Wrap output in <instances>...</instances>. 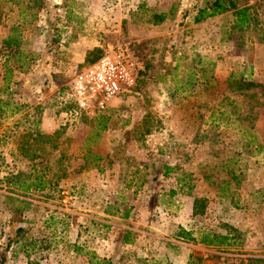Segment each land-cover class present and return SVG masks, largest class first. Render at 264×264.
Instances as JSON below:
<instances>
[{
	"label": "rangeland",
	"instance_id": "rangeland-1",
	"mask_svg": "<svg viewBox=\"0 0 264 264\" xmlns=\"http://www.w3.org/2000/svg\"><path fill=\"white\" fill-rule=\"evenodd\" d=\"M205 1L0 0V264H264V0L242 31ZM123 45L141 69L100 131L70 85Z\"/></svg>",
	"mask_w": 264,
	"mask_h": 264
},
{
	"label": "built area",
	"instance_id": "built-area-1",
	"mask_svg": "<svg viewBox=\"0 0 264 264\" xmlns=\"http://www.w3.org/2000/svg\"><path fill=\"white\" fill-rule=\"evenodd\" d=\"M141 62L126 46H117L82 69L70 85L75 117L104 113L114 99L132 92Z\"/></svg>",
	"mask_w": 264,
	"mask_h": 264
},
{
	"label": "trees",
	"instance_id": "trees-1",
	"mask_svg": "<svg viewBox=\"0 0 264 264\" xmlns=\"http://www.w3.org/2000/svg\"><path fill=\"white\" fill-rule=\"evenodd\" d=\"M172 9L170 10V12ZM172 14V12H171ZM229 14L232 17V28L235 29L236 31H242L247 29L253 22V18L250 12V8L244 7L242 5H239L238 0H206L203 5L197 8L196 14L193 18L195 23H199L202 21H205L209 18L221 16ZM153 25H159L162 22H164L167 18V14H154L153 15ZM19 28L12 27L9 30V34L5 39L2 40V46L11 50H14L18 48L21 44L20 41V32L18 30ZM98 52V51H97ZM96 52V53H97ZM102 55L99 53L96 54L95 57L92 59H87V62L92 64L95 61H97ZM89 64V65H90ZM250 86H257V85H249L244 88H249ZM99 126V130H105L107 128V122L110 120V117L107 114H102L98 113L96 114V117L93 119ZM96 131L95 135L99 136L100 131ZM94 133V132H93ZM95 160H100L99 157L95 156ZM171 169L168 167H165L164 174H168V172ZM36 188L38 190L43 189V183L40 182V178H35L30 183H27L24 186H20V190L23 193H27L30 191L31 188ZM171 193H174V191H171ZM127 214H125V217ZM22 232V229H17V233ZM178 237L182 238L183 240L186 241H192L196 242V240L192 237L191 233L185 230H180V233ZM129 240V233L125 232V235L122 239L123 243H128ZM199 244L204 245L205 247H210L214 249H219L222 247L230 246L232 239L229 238L228 235H218V234H212V233H202L201 238L199 241H197ZM27 247V249H26ZM35 247L34 243L30 244H25L24 247H21L23 251L25 252V256L29 258V253L33 251ZM28 250V251H26ZM254 262H259V261H254ZM26 264H33L32 262H29V259H27ZM95 264H100V263H95ZM101 264H112L109 261H104Z\"/></svg>",
	"mask_w": 264,
	"mask_h": 264
}]
</instances>
